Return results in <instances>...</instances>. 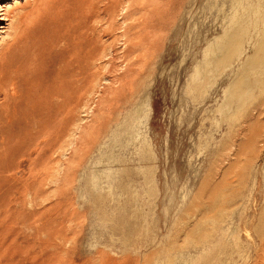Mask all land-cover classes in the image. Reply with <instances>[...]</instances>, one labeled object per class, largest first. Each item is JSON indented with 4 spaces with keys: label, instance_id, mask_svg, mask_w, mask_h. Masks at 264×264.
Masks as SVG:
<instances>
[{
    "label": "rangeland",
    "instance_id": "rangeland-1",
    "mask_svg": "<svg viewBox=\"0 0 264 264\" xmlns=\"http://www.w3.org/2000/svg\"><path fill=\"white\" fill-rule=\"evenodd\" d=\"M116 11L78 32L95 26L101 66L79 101L63 90L66 119L0 110V264H264V0ZM18 22L0 34V108L33 54ZM46 52L53 75L61 37Z\"/></svg>",
    "mask_w": 264,
    "mask_h": 264
},
{
    "label": "bare ground",
    "instance_id": "bare-ground-1",
    "mask_svg": "<svg viewBox=\"0 0 264 264\" xmlns=\"http://www.w3.org/2000/svg\"><path fill=\"white\" fill-rule=\"evenodd\" d=\"M7 1L0 0V34L7 31L10 21L13 19L19 21L17 29L12 34L13 44L19 48L28 46L30 52H33V54L27 52L24 56L19 54L17 62L10 70L14 75L9 73L4 78V83L6 86L9 84L12 90H9L11 98L1 106L0 110L4 113V119L17 127L23 105H32L33 114L36 116L38 113L41 115L44 110L47 111V106L54 104L57 107L55 111L60 112L65 118L71 111L65 108V101L68 99H65L66 97L63 99L65 94L63 90L69 89L72 93V89L76 87L79 101L81 88L97 79L101 66L97 61L98 32L93 25L91 35L85 39L82 35H78L81 29L92 24L102 15L106 19L116 17V10L122 5L140 3L142 8L146 9L151 0H76L77 4L73 8H68L67 0H44L40 5L42 0L23 2L12 0L13 3ZM28 9L33 16L30 24L25 23L28 15L22 14ZM60 37L68 56L52 75V72L48 73L49 57L46 48L51 41ZM89 70L94 73L89 75L87 73ZM57 80L59 82H56ZM19 86L25 89V94L17 93ZM2 128L5 134L9 133L8 126ZM9 140L6 137V146L10 145ZM10 147L16 149V146L10 145Z\"/></svg>",
    "mask_w": 264,
    "mask_h": 264
}]
</instances>
